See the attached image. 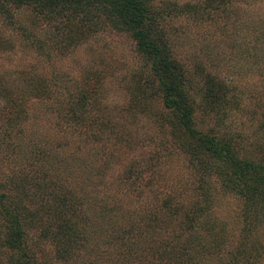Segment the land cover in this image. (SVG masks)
<instances>
[{
    "label": "rangeland",
    "instance_id": "374dc122",
    "mask_svg": "<svg viewBox=\"0 0 264 264\" xmlns=\"http://www.w3.org/2000/svg\"><path fill=\"white\" fill-rule=\"evenodd\" d=\"M139 1L188 117L127 0H0V104L23 116L0 115V178L24 176L0 264H264L263 171L190 129L264 165V0Z\"/></svg>",
    "mask_w": 264,
    "mask_h": 264
},
{
    "label": "trees",
    "instance_id": "16d2710c",
    "mask_svg": "<svg viewBox=\"0 0 264 264\" xmlns=\"http://www.w3.org/2000/svg\"><path fill=\"white\" fill-rule=\"evenodd\" d=\"M57 3L64 1V0H55ZM128 5H131L129 8L130 10V19L134 24V32L136 37L139 39L140 46L150 52H155V61L158 65L159 69L163 70V74L167 79V91H168V99L169 105L180 107L181 115L183 117H188L191 114V109L187 107L189 105L187 87L184 83V75L181 70L175 65V62L172 58L165 56L162 53V50L153 42L147 39L145 35V31L141 28V24L143 23V18L138 14L139 11L143 9V5L139 0H127ZM126 6L121 7L125 9ZM15 99L11 96L5 95V101L0 104V115L3 117L6 124L14 123L21 118L18 110L16 109ZM184 106V108H183ZM7 132H11L9 127H6ZM12 128V127H11ZM190 129L198 134L199 139L204 143H210V148L214 149L217 154L224 155L228 160L231 161L239 170L243 173L249 172L251 169L260 172L263 171V178H264V165L255 164L252 161H245L241 162L237 160L234 154L231 152L230 149H223L217 148L214 145L216 144V139L213 137H207L203 132L193 128L190 126ZM19 136V135H18ZM23 171L21 168H14L12 173L3 172V176L0 178V218H6V221H12L13 223H18V210L21 207V198H19L18 194V184L21 181L23 176ZM264 187V179L263 184ZM1 222V220H0ZM3 228H7L8 224L4 221L1 222ZM15 264H23L22 261L15 262Z\"/></svg>",
    "mask_w": 264,
    "mask_h": 264
}]
</instances>
